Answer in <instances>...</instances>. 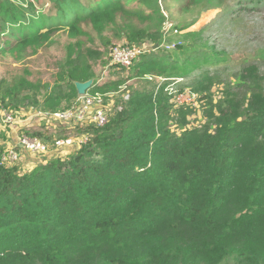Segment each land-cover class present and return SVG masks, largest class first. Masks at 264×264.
Masks as SVG:
<instances>
[{
	"label": "trees",
	"instance_id": "16d2710c",
	"mask_svg": "<svg viewBox=\"0 0 264 264\" xmlns=\"http://www.w3.org/2000/svg\"><path fill=\"white\" fill-rule=\"evenodd\" d=\"M40 1L0 0L6 23L0 34L7 37L1 52L37 51L62 32L71 42L48 89L29 79L27 71L0 84V102L13 112L24 102L46 115L72 110L80 98L75 84L90 81L93 67L106 64L96 62L100 50L94 47L96 40L111 44L106 34L128 48L162 42V15H141L146 6L159 9L149 7L152 0L133 8L117 0L99 5L48 0L51 15H41ZM164 2H171L172 9L192 2L199 12L226 0ZM246 2L261 1L231 0L226 14L247 7ZM78 35L89 40L73 41ZM157 52L137 59L125 79L93 84L86 91L104 100L123 90L128 98L107 112L106 125L79 127L87 139L67 147L62 157L52 153L22 173L20 163L2 165L0 145V264L38 256L41 264H264V90L251 86L241 98L226 92L219 103H208L216 110L215 122L189 130L190 108L174 107L164 87L154 94L126 86L176 71L177 66H162ZM256 74L255 67L243 69L241 82L255 80ZM211 79L206 75L189 89L199 102L208 99L204 93ZM21 134L53 147L59 133L42 125ZM84 251L90 256L73 258Z\"/></svg>",
	"mask_w": 264,
	"mask_h": 264
},
{
	"label": "rangeland",
	"instance_id": "374dc122",
	"mask_svg": "<svg viewBox=\"0 0 264 264\" xmlns=\"http://www.w3.org/2000/svg\"><path fill=\"white\" fill-rule=\"evenodd\" d=\"M78 1L81 2L83 0ZM141 1L143 0H124L121 1V5L133 8V4L136 3L135 5H137ZM260 1L256 5L253 2H246L247 7L243 9L238 7L237 10L226 14L225 11L231 0H226V2H223L215 9L206 11L200 9L199 12L196 9L197 4H192V2L197 1H192L190 2L191 4L188 3L183 6L178 5V7L176 6L172 9L168 6L169 4L172 5L171 2H166L165 4L164 0H152L154 4L149 7H153L152 5L156 4L159 9L147 8L148 6H146L141 15L149 14L148 19L157 18L156 15L158 14L163 17L162 26L164 28L160 34L162 42L156 49L159 50L156 56L162 66L166 65L168 69L172 66H177V68L172 74L165 71L159 75L145 77L140 81H129L126 86L132 89L152 90L154 94L164 87L166 89L164 93L168 98H172L171 103L174 104V107L180 108L174 101L175 90L177 88L192 89L199 79L207 75L212 78V86L204 93L208 99L203 102L195 99L194 104L185 106V108L189 107L191 111V115L187 117L186 128L193 130L212 124L215 122L217 113L208 103L212 105L219 103L226 92L234 93L239 98L246 97L249 95L247 88L251 86L259 85L264 90V0ZM40 3V6H42L41 15H51L53 13L52 5L48 0H41ZM245 8H248V10ZM81 14L78 12L76 15ZM196 14L199 17L192 26H188L189 21L196 17ZM1 15L2 13H0V26L4 27L6 23L1 20ZM36 15L39 16L40 14ZM171 19L175 20V23L170 24L168 20L171 21ZM79 26L90 36L92 35L96 38L90 28L83 24H79ZM108 31V33H111V30ZM44 32L41 30V33ZM106 37L111 42L107 47L104 46V41H94L95 49L100 50L98 51L100 56L96 58V62L102 59L106 64L100 66L98 64L101 63H98L93 67V78L90 80L92 85H101L104 82L125 79L130 73L129 69H121L111 66L109 63V55L112 49L126 48L128 46L118 45L120 42H114L110 34H106ZM6 40L7 37L0 34V84L9 83L12 78L21 76L24 71H27L29 79L34 82L41 81L42 85L47 87L46 89L52 85L57 66L64 57L65 46L71 42L67 38V34L62 32L50 37L37 51H33L32 47H27L23 49L24 51L15 49L2 53L1 51L5 49L3 45ZM72 40L88 41L89 37L78 35L74 36ZM180 45L185 47L183 52L177 49ZM85 46L93 47L89 42ZM142 47L150 49L156 46L148 43ZM181 63L183 64L181 65ZM247 67H255L257 78L241 82V73ZM122 91L105 96L103 105L100 108L105 112L110 111L119 99L126 100L127 92L124 94L125 91ZM97 109L96 106L90 108L85 121L67 120L65 122L52 118L51 120L46 119V122L49 121L50 123L49 125H46L48 122L45 123V126L58 131L59 134L56 135L55 139L59 140L61 137H65V139L71 140L72 146L76 147L78 143H84L87 139L84 134H80L78 128L81 126H95L93 117ZM36 112L35 108L24 102L15 112L16 115L12 127L0 125V145L4 149L3 156H7V152H14L16 155L14 161L6 162L3 165L14 167L20 163L19 167L22 173L29 172L33 165L40 161L44 162L52 153H57L62 157L61 152L67 149V147L54 149L55 146L52 147L50 141L43 142L48 148L46 155H32L25 148H21L24 147L19 142L21 133L30 126V123H27L26 126L22 125L29 119L30 122L37 117L41 118ZM170 129L174 134H178L175 126ZM88 253L90 251H84L73 258L77 260L86 258L90 256ZM39 258L38 256L35 259L23 260L20 263L41 264ZM76 264H82V262L79 261Z\"/></svg>",
	"mask_w": 264,
	"mask_h": 264
},
{
	"label": "built area",
	"instance_id": "2783aa9c",
	"mask_svg": "<svg viewBox=\"0 0 264 264\" xmlns=\"http://www.w3.org/2000/svg\"><path fill=\"white\" fill-rule=\"evenodd\" d=\"M154 51V48H114L112 49L109 56V63L111 66H115L121 69H128L132 66V64L139 59L141 56L149 54ZM175 93V92H174ZM174 96V101L178 104V106H189L194 104L195 97L190 93L189 90H185L181 94H177ZM128 98V97H126ZM127 100V99H126ZM103 105L102 97L99 94L95 95H84L79 98L74 108L68 112L57 113L54 115H46L41 112H36L39 116L47 120H51L52 118L61 121L67 120H79L85 121L87 119L88 112L90 108L96 106L98 109L96 111L95 116L93 117L95 125L98 127H102L108 123L109 116L107 114L108 111L102 110L100 107ZM103 107V106H102ZM15 112L10 109L4 107L0 102V125L1 126H11L14 124ZM21 146L23 145L27 152L32 155H46L48 152V148L41 143L37 139L27 138L25 135H21L19 140ZM54 148H66L72 146V142L70 139L66 140H56L54 142ZM16 158L14 152H7V156L2 155V165L6 164V162H12Z\"/></svg>",
	"mask_w": 264,
	"mask_h": 264
},
{
	"label": "crops",
	"instance_id": "0c3cea01",
	"mask_svg": "<svg viewBox=\"0 0 264 264\" xmlns=\"http://www.w3.org/2000/svg\"><path fill=\"white\" fill-rule=\"evenodd\" d=\"M103 1H106V0H92V2H91V5H99L100 3H102ZM110 1H113V0H110ZM117 1H124V0H117ZM80 2V1H79ZM80 3H86V0H83V1H81ZM136 4V3H135ZM135 4H133V6H137V5H135ZM106 68V67H105ZM29 119V118H28ZM36 119H38V120H36ZM34 121H30L29 122V120H27V122L26 123H24L22 126H26V124L27 123H30V126H28V128L27 129H24V130H31V129H37V128H39V127H41L42 125L43 126H45V123H47L48 122V124H46V125H49V121H45L44 120V118H36ZM41 122V123H40ZM9 127H12V125L11 126H9ZM19 127H21V126H19ZM16 128V127H15Z\"/></svg>",
	"mask_w": 264,
	"mask_h": 264
},
{
	"label": "water",
	"instance_id": "95a60500",
	"mask_svg": "<svg viewBox=\"0 0 264 264\" xmlns=\"http://www.w3.org/2000/svg\"><path fill=\"white\" fill-rule=\"evenodd\" d=\"M158 46L154 47V50L157 49ZM92 86V81H87L85 83H76L75 84V88L77 91V94L82 97L86 94V91H88L90 89V87Z\"/></svg>",
	"mask_w": 264,
	"mask_h": 264
}]
</instances>
